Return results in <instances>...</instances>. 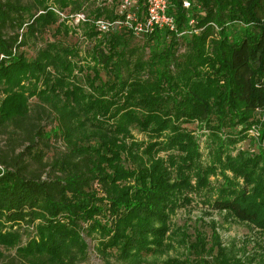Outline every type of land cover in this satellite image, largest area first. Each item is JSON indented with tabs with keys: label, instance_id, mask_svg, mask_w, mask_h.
<instances>
[{
	"label": "trees",
	"instance_id": "trees-1",
	"mask_svg": "<svg viewBox=\"0 0 264 264\" xmlns=\"http://www.w3.org/2000/svg\"><path fill=\"white\" fill-rule=\"evenodd\" d=\"M93 1L0 0V264H79L86 239L104 264H264V0H167L173 28L140 35L99 31L125 12ZM130 2L142 17L148 0ZM52 8L85 14L83 64ZM194 202L249 233L172 227Z\"/></svg>",
	"mask_w": 264,
	"mask_h": 264
},
{
	"label": "rangeland",
	"instance_id": "rangeland-1",
	"mask_svg": "<svg viewBox=\"0 0 264 264\" xmlns=\"http://www.w3.org/2000/svg\"><path fill=\"white\" fill-rule=\"evenodd\" d=\"M79 1L84 2L85 6L83 7V9H84V11H86V13H89V11L92 10L93 5H96V3H94L93 0H79ZM97 1L99 3L101 2V0H97ZM69 8L70 7H67L65 9V11H68ZM63 24H64V26H67L68 28H70L69 33L67 35L60 34V35L56 36L55 39L59 40L62 44H65V45H74V44L78 45L79 50H80L79 54L81 56V59L80 60L76 59V60H79V63L83 64L84 61L86 60L85 57H87L88 51L90 50V48L94 42L84 38L83 32L86 29L85 26H82V27L80 26V28L75 27L74 25L66 22V20L63 21ZM55 26L56 25H52V28L49 29L48 36L44 35L43 38L41 39V42L38 43V45L30 43L29 46L24 49L26 52L27 58L30 59L31 56L34 55L36 47H39L40 46L39 44H43L46 40L45 38L52 39V34L54 32ZM60 30H61V32H64L62 28H60ZM72 30H74V31H72ZM72 32H74V33H72ZM143 43H144V39H142L140 37H136L135 39L131 40V45L141 46ZM76 74H77V77H79L78 75L80 73H76ZM101 76L105 77V75L103 73H101ZM32 100H34V99H32ZM188 128L194 129V132H197V130L195 129V125H189ZM256 133L257 132L255 130H249L248 131V134L250 135L251 138L256 137V135H257ZM134 134L138 138H143V135L137 133L136 131H134ZM7 143H8V141L6 139V136L2 132H0V147L7 149V145H8ZM200 145H201V150L203 153V160H206L207 159V156H206V150L207 149L204 146L205 145L204 144V136H202L200 138ZM53 146H55L57 148L59 146V143L53 142ZM237 147L242 148V149H249L252 151H257V146H256L254 139H246V140L242 141L241 143L237 144ZM20 149H21V147L17 151H19ZM48 156H51V152L48 153ZM206 211H207V208L205 206H202V204L196 203V202L192 203L189 206L181 207L172 216L171 226L172 227L187 226L188 233H191L192 232V226L195 223V221L197 219H199L200 217H202L203 220H205L206 222L210 219H213L220 225L219 232H220L221 237L224 241H228L230 238H233V237L234 238H243L245 235H247L249 233V230L244 223L225 222V220L222 218L221 215H219L217 213H210V215H209L208 212L206 213ZM205 229L207 232H209L208 228H205ZM20 230L22 232L21 244H24L32 234L31 228L30 227L28 228V226L23 224L20 227ZM86 240L89 244L87 257L85 260H83L79 264H104L102 259L96 254V252L93 249L95 241L92 242L89 239H86ZM13 251L14 250H5L6 254H13ZM179 251L181 252L182 248L179 247ZM175 253H176V251H174V250H171L169 252V254L171 256H175Z\"/></svg>",
	"mask_w": 264,
	"mask_h": 264
},
{
	"label": "built area",
	"instance_id": "built-area-1",
	"mask_svg": "<svg viewBox=\"0 0 264 264\" xmlns=\"http://www.w3.org/2000/svg\"><path fill=\"white\" fill-rule=\"evenodd\" d=\"M131 0H122L120 4V12H125L123 18H117L114 21H108L102 18L95 20L94 24L101 32H109L111 30H119L124 27L130 28L135 35H140L151 31L156 27L173 28L172 19L167 15V0H148L145 13L142 17L137 18L134 13L129 11ZM187 6L188 3L184 2ZM62 20L77 25L85 20V14L82 12L65 14L53 9Z\"/></svg>",
	"mask_w": 264,
	"mask_h": 264
}]
</instances>
